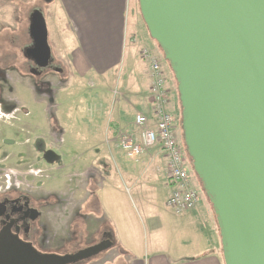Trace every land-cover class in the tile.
I'll return each mask as SVG.
<instances>
[{
  "label": "rangeland",
  "instance_id": "obj_1",
  "mask_svg": "<svg viewBox=\"0 0 264 264\" xmlns=\"http://www.w3.org/2000/svg\"><path fill=\"white\" fill-rule=\"evenodd\" d=\"M4 1H0V27L8 25L14 29L3 30L0 37L3 38V34H7L5 38L17 35L19 41L29 43L28 13L36 1ZM37 4L43 9L47 5H44V0H37ZM55 6L57 7L56 3L51 1L45 16L47 41L53 63L62 67L61 70L47 73L41 84H36L37 79L34 78L37 77L25 69V64L4 61L6 66L13 65L7 68L19 67L20 70H12L13 75L16 73V78H13L10 72L4 74L6 83L4 82V91H0V105L2 104L4 112H11L17 106L19 110L15 111L11 118L0 117V189H17L35 200L42 201V220L50 225L51 246L59 249L56 250L57 254H65L76 252L97 241L99 237L100 232L96 233L99 223L94 217L96 214H102L96 195L100 184L99 172L102 176L111 175L112 182L126 190L133 203L140 205L142 202L144 209L153 215L155 221L171 223L177 217L165 204L169 195L168 188L171 189L172 184L167 181L168 187L166 185L164 160L158 158L155 163L141 161L151 149H147L137 161L126 160L117 143L118 130L129 127L136 108L141 107L133 90L125 85L128 84L132 70L128 55L134 52L131 42L128 41L129 37L124 40L120 60L113 64L108 72L89 69L82 74L78 65L71 59L72 53L75 50L78 52V47L67 35L65 20L58 10L56 15L54 14ZM132 21L135 26L138 23L142 27L137 0L130 1L127 11V35L131 33V28H134L131 27ZM140 34L138 32L139 36L134 40L137 48H140L139 44L147 47L160 60L166 79L167 109L176 116V133L184 153L177 82L156 42L150 37L139 42L138 37L142 36V32ZM134 66L133 80L139 81L142 90L146 91L147 66L137 58L134 59ZM172 98L176 106L174 111ZM146 103L147 101L144 107L140 108L142 111L148 110ZM119 108L121 112H118ZM49 149L54 150L58 156L52 162L43 157V153ZM184 159L187 163L189 187L194 191L202 189V183L194 173L186 153ZM153 165L157 169H153ZM91 189L94 190L95 196H89L87 190ZM202 193L205 194L204 191ZM200 198L198 210L205 219L201 222L203 227L197 232L198 242L207 237L206 222L209 220L206 218L209 217L211 223H215L208 199L205 195H200ZM87 209L91 210L90 214ZM77 220L82 221L85 228L75 226L71 229L69 222ZM103 222L104 228H108L106 221ZM186 225L196 230L195 220ZM73 229L75 232H71ZM82 229L86 230L85 234ZM99 230L101 231V228ZM208 230L211 232L210 228ZM121 250L114 243L109 249L75 264H91L92 260H98L97 264H127L125 253Z\"/></svg>",
  "mask_w": 264,
  "mask_h": 264
},
{
  "label": "water",
  "instance_id": "obj_2",
  "mask_svg": "<svg viewBox=\"0 0 264 264\" xmlns=\"http://www.w3.org/2000/svg\"><path fill=\"white\" fill-rule=\"evenodd\" d=\"M137 1L177 82L183 143L216 215L224 263L264 264V0ZM29 33V55L44 66L51 51L40 10ZM112 243L40 254L4 228L0 264H71Z\"/></svg>",
  "mask_w": 264,
  "mask_h": 264
},
{
  "label": "crops",
  "instance_id": "obj_3",
  "mask_svg": "<svg viewBox=\"0 0 264 264\" xmlns=\"http://www.w3.org/2000/svg\"><path fill=\"white\" fill-rule=\"evenodd\" d=\"M130 1L52 0L57 5L54 14L56 15L58 10L65 20L67 35L78 47V52L75 50L71 59L78 65L82 74L89 69L108 72V69L120 60L125 38L138 35V32L139 34L142 32L143 41L148 38L143 23L142 27L138 23L135 26V20L131 23V27L134 26L131 28V33L126 34L125 23ZM50 6L51 4L49 8ZM131 45L134 52L128 55V59L132 70L128 84L125 83V85L133 90L141 107H144L145 101H147L146 106L149 109L151 98L148 70L145 71L148 80L147 90L143 91L140 82L133 80L134 59H140L139 48L135 44ZM126 100L128 102V99ZM140 108L136 109L141 110ZM174 109L176 110V106L172 98V111ZM118 112H121L120 108ZM157 149L159 148H151V152L145 154L141 161L155 163L158 158L163 159L164 176L166 177V159L163 152ZM123 157L125 156L123 155ZM154 167L157 169L153 165V169ZM99 178L100 184L96 195L99 209L103 214L100 215L109 226L106 230L112 234L113 242L122 249L121 252L125 253L127 264H224L220 248L219 228L211 205L210 210L215 223L212 224L210 218H206L210 221L206 220L207 237L198 242L197 232L203 227L202 223L205 219L198 210L201 199L190 212L177 215L171 211L177 218L171 223L165 221L163 224V221L154 220L153 215L144 209L142 202L140 205L133 203L131 195L120 185L112 182L111 175L102 176V173L99 172ZM166 185L168 187L167 180ZM87 191H89V196H95L93 189ZM86 211L88 214L91 213V210L87 209ZM194 220L197 225L196 230L190 225H186ZM209 228L211 232H209Z\"/></svg>",
  "mask_w": 264,
  "mask_h": 264
},
{
  "label": "built area",
  "instance_id": "obj_4",
  "mask_svg": "<svg viewBox=\"0 0 264 264\" xmlns=\"http://www.w3.org/2000/svg\"><path fill=\"white\" fill-rule=\"evenodd\" d=\"M139 56L149 68L150 106L147 112L135 113L129 127L118 130L117 142L124 156L131 160H137L147 149L160 148L172 184L166 205L175 214H183L195 208L199 194L188 185L187 163L176 133V117L167 109L166 79L160 60L145 46L139 49Z\"/></svg>",
  "mask_w": 264,
  "mask_h": 264
},
{
  "label": "flooded vegetation",
  "instance_id": "obj_5",
  "mask_svg": "<svg viewBox=\"0 0 264 264\" xmlns=\"http://www.w3.org/2000/svg\"><path fill=\"white\" fill-rule=\"evenodd\" d=\"M0 1H4V0H0ZM35 1L36 2H34V4L31 5L29 13H28L29 22L27 24V27H28L27 36H28L29 43L28 42L24 43V42L19 41L18 40L19 38L17 35L5 38L7 34L6 36L5 34H3V38L0 37V91L1 92L2 90L4 91V87H3L4 82L6 83V78L4 74L10 72L12 73L13 78H16V73H14L13 75L12 70H20L19 67L7 68L8 66H13V65L10 64L6 66L4 61L25 64L26 65L25 69L31 75L37 77V78H34V79H37L35 80L36 84H41L42 78L47 73L49 74L51 73V71L61 70L62 68V67L60 68L54 65L53 63L54 59H53L52 54H50L47 64L44 66L37 65L36 59H34L31 55H29V50L33 48V45H34V41L29 33L30 16L35 10H40L45 17L47 14V9L49 5L51 4L52 0H44V5L47 4L46 2H49L46 5L45 9H43L42 6L37 4V0ZM20 18H18V24L20 23ZM5 29L13 30L14 27H9L8 25L1 26L0 34ZM53 73L55 72H52V74ZM18 110H19V106H17L16 108L14 107L11 112H6V111L4 112L2 108V104H1L0 105V117L2 119L11 118L13 116V113ZM26 139L28 140L29 138H26ZM44 153H43V157H44ZM43 202L48 203V201L46 202L43 201ZM43 205L44 204H42V201L35 200L31 198L25 192L19 191L17 189H12L9 187H7L6 189H0V231L4 228L5 229L7 228L13 235H16L21 241L31 245L40 254H45V253L46 254H57L56 250H59V249H56V247L51 246L52 241L50 240V238L52 237V235H51L50 225L48 222L42 220L43 213H42L41 207ZM94 217L99 223L98 224L99 227L96 230V233H98V231L100 232L99 237L97 238V241L90 243L86 246L98 243L107 238L113 242L112 234L108 230H106V228H104V224H102L104 223L103 217L100 214H96ZM83 222L78 221V220L75 222L71 221L69 222V226L71 229L72 227L75 228V226L85 228L83 226ZM86 224L87 222H85V225ZM100 228H101V231L99 230ZM85 231H86L85 229L84 230L82 229V232H84L83 234H85ZM71 232H75L74 229ZM113 244L114 242L112 243V245ZM97 261L98 260H92L91 264H97ZM73 264H75V262Z\"/></svg>",
  "mask_w": 264,
  "mask_h": 264
},
{
  "label": "trees",
  "instance_id": "obj_6",
  "mask_svg": "<svg viewBox=\"0 0 264 264\" xmlns=\"http://www.w3.org/2000/svg\"><path fill=\"white\" fill-rule=\"evenodd\" d=\"M139 14H140V12H139ZM179 104H180V103H179ZM178 138H179V135H178ZM181 141H183V139H182ZM179 143H181V142H180V139H179ZM183 145H184V143H183ZM184 147H185V145H184ZM184 150H185V151H184V154L186 153V157H187L188 161H189L190 163H192L191 158L189 157V155H188L187 152H186V148H185ZM200 184H201V183H200ZM201 186H202V185H201ZM203 191H204V189H203V187H202V189H199L197 192H198V194L201 193L200 195H205L206 198L208 199L207 195L202 193ZM204 193H205V191H204ZM200 195H199V196H200ZM208 201H209V199H208ZM209 203H210V201H209ZM210 205H211V203H210ZM220 248H221V246H220Z\"/></svg>",
  "mask_w": 264,
  "mask_h": 264
}]
</instances>
